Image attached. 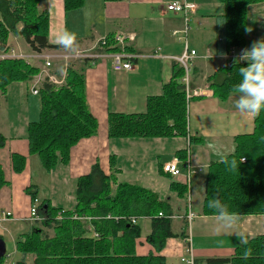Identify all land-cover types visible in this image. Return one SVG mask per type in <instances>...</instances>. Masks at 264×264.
<instances>
[{
  "label": "crops",
  "instance_id": "1",
  "mask_svg": "<svg viewBox=\"0 0 264 264\" xmlns=\"http://www.w3.org/2000/svg\"><path fill=\"white\" fill-rule=\"evenodd\" d=\"M172 1L193 4L187 22L188 47L197 51L191 62V87L202 90L203 94L194 97L187 104L188 135L110 139L108 120L111 112L146 113L149 97L162 95L164 85L172 80L175 65L178 63L175 57L180 56L185 49V41L174 36L173 31L183 30L186 26L183 13L167 10V3ZM39 10L49 15L50 44L58 45L54 38L65 29L76 36L74 51L63 47L46 51L71 53L93 50L97 47L99 39L104 36L114 37L118 33H128L135 35L128 49L130 48V52L136 57L132 61V70L128 71H116L110 58L70 62L69 67L71 65L76 67L77 64L85 62L82 66L85 67L86 98L92 115L98 121V132L92 137L81 139L71 148L69 163H59L51 171L44 168L38 154L29 152L28 125L37 121L40 116V100L38 95L32 92L33 79L26 83L13 82L5 94L0 93V136L5 139L4 146L0 147V166L7 181L0 189V227L10 235L14 243L13 253L20 255L16 250V242L35 224L28 219L34 204L28 188H35L38 192L36 197L38 204L48 200L54 208L73 210L77 202L78 179L90 174L95 164L99 165L105 175H110L112 154L116 155L118 180L151 189L161 199L167 200L174 211L173 231L181 233L185 230L187 234L186 238H169L165 249L158 253L146 239L151 232V219L145 218L150 223L147 230V227H142L143 218H140L138 224L142 228V235L136 240L137 255L144 256L153 252L156 255H164L167 264H179L180 257L186 253L190 245L196 263L207 264L206 259L230 257L235 253L236 247L244 245L236 235H233L234 233H243L247 237V242L258 234H264V215L238 216V221L241 222L236 223L235 227L218 230L216 215L203 214L208 167L212 162H216L207 145L209 143L222 145L228 150L227 156L234 153L237 136L253 133L258 114L239 112L233 104L234 93L225 100L220 99L211 88L212 79L208 80L210 76H216L218 81H222L225 77L224 72L229 68L224 56L227 50L221 47L225 35L224 28L221 23H215L225 13L222 2L86 0L82 7L65 11L64 0H41ZM246 38L245 46L248 48L253 42L264 39L262 3L248 7ZM209 51L211 58H207ZM58 61L62 64L55 61L51 70L60 78H65L63 61L60 59ZM190 137L197 139L198 143L192 144ZM15 154L26 156V165L22 172L15 171ZM181 156H186V159L181 160ZM176 158L180 160L179 167L182 173L173 177L163 170V164ZM187 162L190 169L204 172L195 185L191 178L188 180L186 176ZM198 162L204 165V170ZM174 183L181 187L185 186L184 196L179 194L180 189L172 187ZM194 198L198 201L196 210H193ZM189 209L196 217L191 223L187 221L186 226L184 220ZM8 213L10 215H7ZM174 221L178 224L177 230L174 228ZM144 228L146 232H143ZM88 230L91 234L93 227ZM226 230L234 231L232 235H228L225 233ZM221 236H229V239L233 240L232 244L235 241V244L238 242V246L231 244L219 250L197 249L195 246L199 237ZM10 256L14 257V254L11 253L8 257ZM20 257L21 255L19 259Z\"/></svg>",
  "mask_w": 264,
  "mask_h": 264
},
{
  "label": "trees",
  "instance_id": "2",
  "mask_svg": "<svg viewBox=\"0 0 264 264\" xmlns=\"http://www.w3.org/2000/svg\"><path fill=\"white\" fill-rule=\"evenodd\" d=\"M40 1L0 0V50H7L12 34L23 39L37 53L62 48L49 43V15L39 10ZM219 1L225 6L224 15L218 18L223 19L221 24L225 34L221 47L228 50L231 46L247 45L248 7L264 4V0ZM85 2L64 0V9H78ZM107 37L108 44L113 45V36ZM117 50L114 47L107 51ZM82 65L79 69L71 65L61 85L44 80L39 87L40 116L28 125L29 152L40 156L47 171L59 163L68 164L71 148L81 139L98 132V121L87 103L85 67ZM244 65L234 64L227 68L222 81H218L216 76L208 78L212 79L211 88L217 97L225 100L236 92L241 79L239 68ZM39 71V67L25 59H0V93L5 94L13 82L31 81ZM183 76L184 69L176 63L172 80L164 85L163 94L149 97L146 113L111 112L108 120L110 139L187 136L188 108ZM196 140L190 137V142ZM4 144L5 139L0 136V147ZM181 157V160L186 159V156ZM115 159L116 155L112 154L110 175H105L95 164L90 174L78 179L74 210L54 208L48 200H43L38 206L42 221L36 222L16 242L20 259L7 262L5 256L0 264H167L162 254H136V240L141 237L142 228L132 218L138 221L140 218L151 219V232L146 239L158 253L165 249L169 238H186V231H173L174 211L167 200L161 199L151 189L118 180ZM226 159L228 163L212 162L208 167L203 214L216 215L207 207V202L218 196L237 216L264 215V109L255 118L253 133L237 136L235 152ZM232 160L236 161L235 166L230 163ZM25 165L26 156L15 154V171L22 172ZM6 183L0 166V189ZM172 187L180 189L179 194L184 196L185 186L174 183ZM28 192L33 201L36 200L38 192L29 188ZM184 221L187 226V220ZM91 226L93 234L88 230ZM28 256L33 259L30 263ZM206 263L264 264V234H258L236 247L232 256L208 258Z\"/></svg>",
  "mask_w": 264,
  "mask_h": 264
},
{
  "label": "built area",
  "instance_id": "3",
  "mask_svg": "<svg viewBox=\"0 0 264 264\" xmlns=\"http://www.w3.org/2000/svg\"><path fill=\"white\" fill-rule=\"evenodd\" d=\"M167 10L174 12V13H183L185 15L186 20V26L183 30H175L173 31L174 36H178L179 39H183L185 41V49L183 53L180 56L175 57V60L180 64V66L184 69V76L182 77V83L184 85V91H185V97L187 104L193 99L194 97L201 96L203 94L202 90L200 89H193L191 87V62L193 58L196 56L197 51L194 49H189L187 44V36L189 31V17L188 13H190V10L193 9V4L185 3V2H177L172 1L167 3L166 5ZM114 44L109 45L108 44V37L104 36L99 39L97 47L93 50H82V51H76L71 53H58L57 57L63 61V72L66 74L69 64L72 60H98V59H105L110 58L112 60L113 68L116 71H128L132 70L133 63L132 61L136 57V55L133 52L128 51V47L130 46V43L134 41L135 35L134 34H126V33H118L114 37ZM110 46V47H109ZM117 47V51H107L110 48ZM247 46H231L229 49L224 53V56L226 58V64L228 67H231L236 63V60L238 59L239 55L241 54L242 50L247 49ZM42 54H37L36 57L41 56ZM4 56L3 59H25L28 62H31L26 55L23 54H15V53H9L6 52L5 54L1 55V58ZM53 55H46L44 56V59H42V69H40L38 75L35 78V84L34 88L32 89V92L34 94H38L39 87L41 86V83L44 80L49 81L50 83L61 85L64 82L63 78H60L56 72H52L51 68L53 67L54 63L52 62ZM212 56H209L211 58ZM208 58V56H207ZM240 64H246V62H241ZM245 159L242 158V161ZM180 160L174 159L170 162H166L163 164V170L172 175L173 177H177L181 175L182 171L179 167ZM195 171L190 169L188 167L187 162V178L190 180L191 175ZM28 219L33 222H41L42 217L38 213V200L36 199L34 204L32 205L30 209ZM7 215H10L8 213ZM174 215L172 216V218ZM196 217V214L189 209L186 215V220L188 223H191ZM90 219V218H89ZM132 221L134 223H137V218H132ZM95 236H98L97 233H94ZM187 240V239H186ZM189 241V239L187 240ZM179 264H197L196 258L192 252V248L189 245L187 248L186 253L180 257Z\"/></svg>",
  "mask_w": 264,
  "mask_h": 264
},
{
  "label": "clouds",
  "instance_id": "4",
  "mask_svg": "<svg viewBox=\"0 0 264 264\" xmlns=\"http://www.w3.org/2000/svg\"><path fill=\"white\" fill-rule=\"evenodd\" d=\"M215 23H223V19H217ZM54 39L59 46L68 50H75L76 36L73 32L65 29L57 33ZM210 55L209 51L208 58ZM242 61L246 62V64L239 68L241 79L236 85V92L232 97L233 104L241 113L257 114L264 109V39L255 41L251 47L242 50L236 63L240 65ZM207 147L217 163L229 162L226 159L228 150L222 145L209 143ZM230 163L233 166L236 165L235 160ZM200 166L204 170V165L200 164ZM207 207L216 212L218 230L235 227L238 216L230 212L218 196L208 200ZM234 234L238 237L241 244L247 243V237L243 233L236 232Z\"/></svg>",
  "mask_w": 264,
  "mask_h": 264
},
{
  "label": "rangeland",
  "instance_id": "5",
  "mask_svg": "<svg viewBox=\"0 0 264 264\" xmlns=\"http://www.w3.org/2000/svg\"><path fill=\"white\" fill-rule=\"evenodd\" d=\"M15 36L16 35L12 34L10 36V38L8 39V42H7V45H6L7 46V50H0L1 51L0 52V59L5 60V59H3L4 56L1 58V55L5 54L6 52L15 53V54H23V55L27 56V58L32 62L31 64L33 66H37L40 69H42V67H43L42 63H41L43 61L42 59H44V56H46V55H53V57H52V62L53 63L55 61H57V63L60 62V61H58L59 58L57 57L58 53H56L54 51H49V50L46 51V52H42V53L34 52L30 47H28L26 45V43H25V41L23 39H21V38L18 39L17 38L18 36H16V37ZM37 54H42V55L39 56V57H36ZM81 65L82 64H80V63L77 64L76 68L79 69ZM36 76L37 75H35L34 78H33V84H35L34 80H35ZM63 79L65 81V78H63ZM33 88H34V85L32 86V89ZM186 104H187V101H186ZM196 143H198V141L192 142V144H196ZM186 149H188V148H186ZM202 173H204V172H202L200 170H197V172L195 171V173L191 175V180L193 181V185H195L196 181L200 180V177L202 176ZM29 189L35 190V188H29ZM34 202H35V200H34ZM39 204H38V206H39ZM76 204H77V202H76ZM189 204H190V201H189ZM197 207H198V201H197L196 198H194L193 199V210H196ZM69 210H71V209H69ZM74 218L84 219L83 217H78V216H74ZM87 219L88 218L86 217L85 220H87ZM239 219H242V218H239ZM174 220H179V219H174ZM239 222H241V221L237 220V224H239ZM33 223H35V222H33ZM141 225H142V227H144V226L147 227V230L150 228V223H149L148 220H145V218L141 219ZM174 228L176 230L178 229V224L175 223V221H174ZM147 230L144 228L143 232H146ZM233 231L234 230H226L225 233L228 234V235H232L231 233H233ZM49 232H50V234H53L52 230H49ZM233 235H235V234H233ZM0 238H2L5 241V244H6V252H7L6 258L8 257L9 254H11V253L14 254V257L10 256V257L7 258V262H14V261L18 260L20 255L18 254V256H17L16 253H13L14 252V243L12 242V240L10 238V235L5 230H3V228H1V227H0ZM229 238H230L229 236H227V237H225V236L224 237L223 236H221V237H212V238L199 237L197 239V241L195 242V246H196L197 249L219 250V248H224V246H229V245L232 244L233 240H231ZM232 245L238 246V242L235 244V241H234V243ZM27 260H28L29 263L32 262V260H33L32 256H28ZM174 260L175 259H173V261ZM170 261H172V260L170 259Z\"/></svg>",
  "mask_w": 264,
  "mask_h": 264
},
{
  "label": "water",
  "instance_id": "6",
  "mask_svg": "<svg viewBox=\"0 0 264 264\" xmlns=\"http://www.w3.org/2000/svg\"><path fill=\"white\" fill-rule=\"evenodd\" d=\"M47 206L45 205V209H47L46 208ZM7 255V252H6V244H5V241L2 239V238H0V260L3 258V257H5Z\"/></svg>",
  "mask_w": 264,
  "mask_h": 264
}]
</instances>
